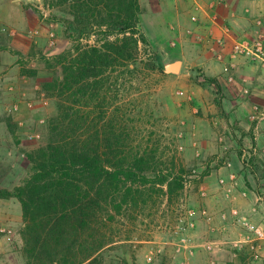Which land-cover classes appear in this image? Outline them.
Masks as SVG:
<instances>
[{
	"label": "rangeland",
	"instance_id": "374dc122",
	"mask_svg": "<svg viewBox=\"0 0 264 264\" xmlns=\"http://www.w3.org/2000/svg\"><path fill=\"white\" fill-rule=\"evenodd\" d=\"M192 1L141 0V27L159 51L163 72L121 81L130 85L125 98L136 114L130 127L138 141L145 148L157 146L165 161L173 158L190 181L173 202L160 195L155 205L117 216L111 226L118 241L84 264H264V237L250 228L264 230V217L254 216L261 209L264 215V208L243 203L233 212L222 189L254 191L264 206V166H252L253 160L263 161L257 143L264 121V65L233 49L235 41L252 42L264 33V15L257 13L264 0L241 5L259 28L228 31L224 43L214 33L205 39L195 28L177 26L179 12L192 14ZM68 10L57 0H0L2 187L13 188L26 176V150L46 139L48 119L57 111L58 99L44 89L53 77L46 61L72 46L56 19L68 16ZM211 57L221 64L207 73ZM177 60L182 62L178 72L164 71ZM209 78L218 81L220 91ZM221 212H231L232 218L219 217ZM23 228L20 202L0 199V264H27Z\"/></svg>",
	"mask_w": 264,
	"mask_h": 264
},
{
	"label": "trees",
	"instance_id": "16d2710c",
	"mask_svg": "<svg viewBox=\"0 0 264 264\" xmlns=\"http://www.w3.org/2000/svg\"><path fill=\"white\" fill-rule=\"evenodd\" d=\"M57 1L69 9L56 19L72 43L46 61L53 77L44 89L58 99L57 111L46 139L26 150V176L13 188L0 186V199L21 204L27 264L92 260L118 241L111 226L117 216L155 205L160 195L173 202L190 181L184 167L165 161L157 146L145 148L130 127L136 114L122 79L163 72L141 27V0ZM208 81L220 91L216 79ZM251 173L258 177L257 169Z\"/></svg>",
	"mask_w": 264,
	"mask_h": 264
},
{
	"label": "crops",
	"instance_id": "0c3cea01",
	"mask_svg": "<svg viewBox=\"0 0 264 264\" xmlns=\"http://www.w3.org/2000/svg\"><path fill=\"white\" fill-rule=\"evenodd\" d=\"M188 3V0H186ZM196 5L191 10L192 14H189L187 12H179L180 14L177 15L176 24L179 27H192L195 28L204 34L205 39L206 34L214 33L213 38L222 40L223 41L228 40V34L232 31H242L244 32L247 30H253L256 28H259L256 24V21L251 19L250 12H246L243 8H241V5L243 2H247L245 0H193ZM192 1V3H193ZM254 2V1H253ZM256 3V2H255ZM261 3V2H260ZM258 15L262 14L264 15V10H260V12H257ZM256 14V13H255ZM192 17H195L196 19L193 20ZM260 22H263L262 20H259ZM229 31V32H228ZM215 36V37H214ZM217 40L214 39L213 42H216ZM212 42V43H213ZM211 43V44H212ZM217 45V42H216ZM215 45V46H216ZM215 59V60H214ZM214 59H210V62L207 64L206 71L208 72H215L221 62L216 63V57ZM219 64V65H218ZM229 73V72H228ZM226 73L227 75H229ZM230 76V75H229ZM228 76V77H229ZM245 120L248 121V119L245 118ZM260 128L262 129V134L260 135L261 138H258L257 146L262 149L260 157H262L264 161V121L260 123ZM223 193L227 195L231 201V209H233V212L239 211V208L236 207V205L241 204H248L249 207L254 208L255 204L259 203L260 208H264L263 202H259L261 197L255 196L254 191H235L236 189L233 187H227L223 186ZM237 192V193H236ZM239 193V195H237ZM243 198V199H241ZM245 200V201H244ZM244 201V202H243ZM257 209V208H256ZM262 210V209H261ZM257 211L254 216H262V211ZM207 212L206 210H204ZM220 213L219 217H221ZM222 215L227 217V219H231V212H224Z\"/></svg>",
	"mask_w": 264,
	"mask_h": 264
},
{
	"label": "built area",
	"instance_id": "2783aa9c",
	"mask_svg": "<svg viewBox=\"0 0 264 264\" xmlns=\"http://www.w3.org/2000/svg\"><path fill=\"white\" fill-rule=\"evenodd\" d=\"M192 19L195 20L196 18L192 17ZM260 23L262 24V22ZM233 49L235 54H238L239 56H243L245 58H250L252 61L264 65V33H262L252 42L235 41ZM230 79H233V77H231ZM256 108L257 110H259V106H256ZM260 113H262V111ZM250 228L258 236V238L264 237L263 228L256 226H251Z\"/></svg>",
	"mask_w": 264,
	"mask_h": 264
},
{
	"label": "water",
	"instance_id": "95a60500",
	"mask_svg": "<svg viewBox=\"0 0 264 264\" xmlns=\"http://www.w3.org/2000/svg\"><path fill=\"white\" fill-rule=\"evenodd\" d=\"M181 60H177L175 62L168 63L164 66V71L166 72H178L181 68Z\"/></svg>",
	"mask_w": 264,
	"mask_h": 264
}]
</instances>
